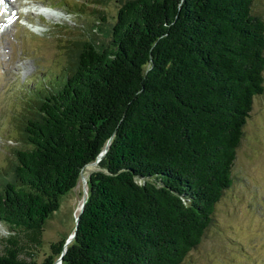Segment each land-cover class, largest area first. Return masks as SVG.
Returning a JSON list of instances; mask_svg holds the SVG:
<instances>
[{
    "label": "trees",
    "instance_id": "obj_1",
    "mask_svg": "<svg viewBox=\"0 0 264 264\" xmlns=\"http://www.w3.org/2000/svg\"><path fill=\"white\" fill-rule=\"evenodd\" d=\"M115 1L109 43H73L62 77L27 97L0 169V264L55 262L65 239L34 258L44 221L105 147L61 264H181L232 184L264 92L254 0Z\"/></svg>",
    "mask_w": 264,
    "mask_h": 264
},
{
    "label": "rangeland",
    "instance_id": "obj_2",
    "mask_svg": "<svg viewBox=\"0 0 264 264\" xmlns=\"http://www.w3.org/2000/svg\"><path fill=\"white\" fill-rule=\"evenodd\" d=\"M10 1L11 5L0 4V169L13 160V149L21 144L18 123L31 90L62 77L71 64L73 43L91 38L108 44V30L118 12L115 0L102 4L93 0ZM39 5L64 15L56 20L38 13ZM253 9L264 17V0H254ZM10 10L18 14L8 16ZM100 12L105 20L99 19ZM96 164L85 165V182L80 176L77 185L60 197L58 209L45 219L41 243L34 249L38 262L50 253L52 242L66 240L74 232L87 176ZM232 176L231 186L215 206L214 220L181 264H264V92L253 99ZM7 233L0 223V243Z\"/></svg>",
    "mask_w": 264,
    "mask_h": 264
},
{
    "label": "water",
    "instance_id": "obj_3",
    "mask_svg": "<svg viewBox=\"0 0 264 264\" xmlns=\"http://www.w3.org/2000/svg\"><path fill=\"white\" fill-rule=\"evenodd\" d=\"M105 152H106V147L104 149H102V151L97 156L96 160L92 161L91 163H88V165L89 164H96L98 161H100V159L103 158ZM82 173H83V170L80 173V176L83 178V180L85 182V178H84V176H83ZM86 200H87V191L84 192L83 201L81 202L79 214H81V212L83 211L84 203H85ZM79 214H77V216L75 218V228H74V230L78 227ZM74 237H75V232L71 233V236L64 241V246H63L62 254L65 253L66 246L68 245V243L70 241H73L74 240ZM62 254H60V256L55 260V262L53 264H61V262H62Z\"/></svg>",
    "mask_w": 264,
    "mask_h": 264
},
{
    "label": "bare ground",
    "instance_id": "obj_4",
    "mask_svg": "<svg viewBox=\"0 0 264 264\" xmlns=\"http://www.w3.org/2000/svg\"><path fill=\"white\" fill-rule=\"evenodd\" d=\"M4 3L6 4H10L11 5V1L10 0H4ZM13 8V7H12ZM9 12H11V14H9L8 16H12L16 13V15L18 14L17 12L13 13L12 10H10ZM37 12L38 13H41V14H44V15H47L49 17H52L56 20H58L61 16H63L64 14L61 12V11H57V10H54V9H49V8H45V7H42L41 5L37 6Z\"/></svg>",
    "mask_w": 264,
    "mask_h": 264
},
{
    "label": "snow or ice",
    "instance_id": "obj_5",
    "mask_svg": "<svg viewBox=\"0 0 264 264\" xmlns=\"http://www.w3.org/2000/svg\"><path fill=\"white\" fill-rule=\"evenodd\" d=\"M4 3V0H0V4H3Z\"/></svg>",
    "mask_w": 264,
    "mask_h": 264
}]
</instances>
